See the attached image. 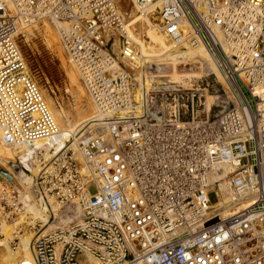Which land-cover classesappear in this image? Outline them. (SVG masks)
Instances as JSON below:
<instances>
[{"label": "built area", "instance_id": "2783aa9c", "mask_svg": "<svg viewBox=\"0 0 264 264\" xmlns=\"http://www.w3.org/2000/svg\"><path fill=\"white\" fill-rule=\"evenodd\" d=\"M13 1L25 22L60 21V45L106 115L78 141L91 173L71 149L30 153L34 192L71 218L60 225L47 210L56 226L33 240L36 264H264V0H137L157 3L173 47L202 44L215 58L227 85L215 114L208 82H160L143 68L138 80L119 60L115 0ZM17 16L0 0V135L31 147L58 124L21 54Z\"/></svg>", "mask_w": 264, "mask_h": 264}, {"label": "bare ground", "instance_id": "6f19581e", "mask_svg": "<svg viewBox=\"0 0 264 264\" xmlns=\"http://www.w3.org/2000/svg\"><path fill=\"white\" fill-rule=\"evenodd\" d=\"M1 1L4 2V8L9 13V15L15 18L17 16L16 13L18 12L15 10L14 1ZM115 2L118 8L121 6L123 7V5H126L124 6V8L127 7L126 10L124 9L127 15V20L125 21L127 39L125 42L123 41L122 44H124L127 48L128 58H121L119 54L118 58L122 63L129 67V70H131V72L136 75L138 80L141 73V66H143L147 62L169 65L171 69L170 74L165 75V73L164 75L161 74L156 77H169L170 79L167 78L169 79L168 82L181 83L182 85L187 86L192 84L195 79L200 77L201 73H194L187 70L183 71L182 69H179L181 68L180 66H182L183 64H193L195 62H198L197 64L207 62L214 65L215 67L217 66V63L214 64V61H216L214 60L215 58L213 59V56L202 44L191 46L189 43L184 42L180 46L173 47V45L170 43L169 39L164 35V32L161 29V20L158 14L157 3H153L146 10H141L143 11L142 14H137L136 12L139 8L137 0H115ZM18 15L19 16H17L16 18L18 28H23V30L21 31L23 34L21 35L19 32L20 35H18L19 48L30 71L32 73H34L35 71L33 70L34 64L31 60V55L33 56V58L36 57L34 56L35 53H33L32 50L37 52L39 43L42 40V45L44 46V48L46 47L47 49H49V53L57 58V64L63 71L64 80L67 81V85H69V87H72L70 97L74 99L75 95L79 96L81 94L79 86L80 78L70 60H66L63 56V50L60 45L59 39L55 35V31H53V29L51 28V26L58 28L60 26V21H58L53 15H50V20L47 18L43 19L39 26L37 24L30 25V23L24 21V18L21 17L20 13H18ZM30 22L32 23V21ZM183 22L185 25H187L186 20H183ZM28 37L29 39L32 38L30 40L35 42L36 45L34 49H32V45L29 42ZM119 42H121V40H119V37L116 34L115 40L113 42L114 49L118 48ZM149 48L159 49L160 53L155 55H148L147 49ZM135 58H137L139 62H137ZM117 66H119V64ZM216 71H219V78L223 81L224 77L218 66L216 68ZM34 77L35 81L41 89L43 97L56 123L58 124V132L51 135L50 137H44L43 139L37 140L38 142L35 141L34 145L31 147H18L6 144L3 142L0 135V163L5 167L4 171L11 176V179H8L0 174V183H3L8 179L7 181H9V183L12 184L19 193L18 196L22 200L24 210V213H20L21 216L19 215L20 220H25L24 218H26V215H29V218L31 219L30 224L32 225L34 224L35 220H41L42 222H44L42 228L35 233V235L39 237L41 235H44L47 231H49V229H53L52 227L55 225V223L51 221V219H48L47 210L51 213V217L52 213H54L55 215L54 218L59 216V220L61 216L58 214V205L54 203V201H52V197H48L47 199H45L44 197H40L38 198V200L28 197L27 187L32 183V180L35 176V171L37 170V166L29 167L32 166L33 163H36L34 159L30 158L32 149L39 148L44 150V155L46 157L51 156V152L49 151L50 149H54L55 151L71 149L73 151V155H75L82 163V170L85 173H91V170L87 167L86 164H84V160L80 155L78 141L85 133L84 126L86 124H90V126H96V133L103 131L106 126V123L104 122L106 115L105 113L99 111L91 100L92 104L96 108V113L95 111H92V105L87 107L86 113L82 111L79 112L76 109L75 114L77 115V118L74 122H72L69 119L70 115L63 106L61 107V105L56 104L55 109H53L54 106H52V102H47L48 98L51 97L50 95H55L53 93L54 91L51 92V90L48 89L47 85L44 82H42L36 76ZM143 84L144 81H142L139 85ZM81 86L85 90L83 84ZM211 97L212 96L210 95V98ZM205 106L206 109L210 108V99L207 94L205 96ZM80 113L86 115L83 116ZM79 114L81 115L80 117L78 116ZM76 134H80V136L76 138ZM9 163H11L12 166L16 169L12 170L11 168L7 167V164ZM20 165H22L23 167H28L29 172H26L22 168H20ZM14 226V224L11 225L10 222L8 223L4 220L0 223V233L4 237L0 243V245L3 246V253L0 257V264H36L32 248V243L35 238L32 240L31 234L23 233L19 235V242L16 251L13 252L9 248L8 239L11 237Z\"/></svg>", "mask_w": 264, "mask_h": 264}, {"label": "rangeland", "instance_id": "374dc122", "mask_svg": "<svg viewBox=\"0 0 264 264\" xmlns=\"http://www.w3.org/2000/svg\"><path fill=\"white\" fill-rule=\"evenodd\" d=\"M124 6H126V5H123V7L122 6L119 7V9L124 14V18H125V21H126L127 20V15H126V12L124 11V9L126 10L127 7L124 8ZM136 13L137 14H142L143 11H141L138 8V10H137ZM45 18H47V19L50 20L49 17H44V18H40V19H37V20H33L32 23L31 22H27V23H30V25L37 24L39 26V24ZM51 28L53 29V31H55V33H56L55 35L58 37L57 32H56L57 31V28H55L54 26H51ZM22 30H23V28H21V29L18 30V35H20V34L22 35L23 34L21 32ZM19 32H20V34H19ZM30 39H32V38H30ZM30 39L28 37V40H29V42L32 45V49H34V47H35L36 44H35V42H33ZM45 48L42 45V40H41V42L39 43L38 51L35 52L34 50H32V52L35 53L34 56L36 58H33V56L31 55V57H32L31 60H32V62L34 64L33 65V70H35L33 74L38 79H40L42 82H44L47 85L48 89L51 90V92L54 91L53 93L55 95L54 96L53 95H50L52 98L51 97L48 98L47 102L48 103L49 102L50 103L52 102L51 104H53L52 106H54L53 109H55L56 104L61 105V107L63 106L64 109L70 115L69 116V119L72 122H74L75 119L77 118L76 117L77 115L75 114L76 109L79 112L82 111V112H85L86 113L87 112V107H89V106L92 105V111L93 112L95 111V113H96V108L92 104L91 99L88 96V94L86 93V91L82 88V86H81L82 84H81L79 78H78V80H79V86H80V93L81 94L79 96H76L75 95V98L74 99H72V97H70L71 96L70 95L71 94L70 92H72L71 91L72 90L71 89L72 87L71 86L69 87V85H67V83H66L67 81L64 80L63 71L61 70V68L57 64V58L54 55H51V53H49V51H50L49 49H47V48L45 49ZM62 52H63V56L67 60L68 57L64 53V50ZM147 52H148V55H155V54H159L160 53V50L159 49H155V48H149V49H147ZM135 59H136L137 62H139L137 58H135ZM213 59H214V57H213ZM197 63L198 62H195L193 64H188V65H184L183 64L182 66H180L181 68H179V69H182L183 71H186L187 70V71L194 72V73H198V72L201 73L200 74V77H198L197 79H195V81H193L192 83L195 86L198 85L200 88H203L204 85H206V82H208L209 87H208V93H207V95L209 96V99H210V106H211L212 102H214V105H213V107L211 109V114H215L222 107V103L221 102L224 99V89L225 90L227 89L226 82L224 80L222 81L219 78V71L218 72L216 71L217 66L215 67L214 65L209 64L207 62H204L202 64H197ZM215 63H216V61H214V64ZM127 68L129 69V67H127ZM142 68L145 70V76L146 77H148L149 75L151 76V74H152V77H153L152 79L157 80V81H160V82H165V83L167 81H169V79H170L169 77L160 78V77H154L153 76L155 74H157L155 76H158V75H161V74L164 75L165 73H166L165 75L170 74L171 69H170L169 65H167V64H162V63L155 64L154 62H147L143 66H141V69ZM44 78H46V79H44ZM167 78H169V79H167ZM47 79L49 80V82H48ZM210 95L212 96L211 98H210ZM214 95H218L217 99H215ZM205 96H206V94H205ZM80 114L78 115L79 117L81 115H83V116L86 115V114L85 115L84 114H81L80 115ZM74 125H76V124H74ZM95 127L96 126H90V124H86L84 126V129H85L84 135L86 136L90 131L93 132V133H96V129L97 128H95ZM74 135H75V133H74ZM79 136H80V134H76L75 137L78 138ZM25 166H27V165H25ZM7 167L11 168L12 170L16 169V168H14L12 166L11 163L7 164ZM19 167L22 168L23 166L20 165ZM29 167H35V166L32 165V166H29ZM4 168L5 167L2 166L1 163H0V169L5 170ZM26 168H28V167H26ZM36 171H35V173H36ZM27 190H28V197L29 198L38 200L39 196L36 195V193L33 190V183H31L27 187ZM90 191L91 192H94V187H91L90 188ZM18 195H19V193L17 192V190L15 189V187L12 184L9 183V181L5 180V182L0 183V223H1V221L4 220L5 222H8V223L10 222L11 225L12 224L15 225L13 227V231H12L11 237L8 239L9 248L13 252L17 250L18 242H19V235L20 234H23V233H25V234H31L32 235L31 238L33 240L34 238L37 237V235H35V233L39 229H41L40 226H38V225H36L35 228H31L30 225H32V224H30V220L31 219L29 218V215H26V218H24L25 220H20L19 219V217L21 216L20 213L23 214L24 213V210H23L22 200L19 198ZM209 197H210V201L211 202H214L215 201V198H214L213 195H209ZM52 201H53V199H52ZM3 202H6L5 205L3 204ZM3 205H4V208H3ZM57 210H58V214L61 216L60 220H59V216L56 217L58 224L61 225V224H67L68 222H70L71 218H69V216L65 218V216H64V215H67V210H63L62 208H59V207H58ZM60 211H63V212H60ZM76 213H77V210H76ZM6 215H9V217L6 218ZM37 222H40V220H37V221L35 220L34 221L35 224ZM54 226H56V223H55ZM54 226L52 228H54ZM49 230H51V229H49ZM3 238H4L3 235L0 233V243H1V240H3ZM2 253H3V246L0 245V257H1V254Z\"/></svg>", "mask_w": 264, "mask_h": 264}, {"label": "water", "instance_id": "95a60500", "mask_svg": "<svg viewBox=\"0 0 264 264\" xmlns=\"http://www.w3.org/2000/svg\"><path fill=\"white\" fill-rule=\"evenodd\" d=\"M230 106H227L226 108L228 109ZM0 174L2 175V176H4V177H6V178H8V179H11V176L7 173V172H5L4 170H2V169H0ZM7 179V180H8Z\"/></svg>", "mask_w": 264, "mask_h": 264}]
</instances>
